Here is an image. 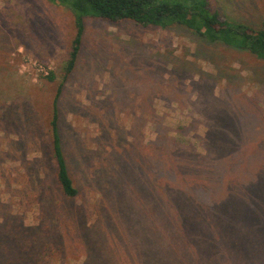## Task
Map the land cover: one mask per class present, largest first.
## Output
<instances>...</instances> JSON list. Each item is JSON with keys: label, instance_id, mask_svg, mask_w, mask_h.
Here are the masks:
<instances>
[{"label": "rangeland", "instance_id": "374dc122", "mask_svg": "<svg viewBox=\"0 0 264 264\" xmlns=\"http://www.w3.org/2000/svg\"><path fill=\"white\" fill-rule=\"evenodd\" d=\"M208 1L236 23L264 14ZM84 25L57 103L69 199L49 122L71 13L0 0V264H264V60L183 26Z\"/></svg>", "mask_w": 264, "mask_h": 264}, {"label": "trees", "instance_id": "16d2710c", "mask_svg": "<svg viewBox=\"0 0 264 264\" xmlns=\"http://www.w3.org/2000/svg\"><path fill=\"white\" fill-rule=\"evenodd\" d=\"M52 5L70 11L74 34L70 43L63 77L52 100L49 122L50 151L55 162V182L60 193L69 199L76 197L78 190L73 185L64 159L58 129L57 103L64 83L73 72L84 34L87 18L106 20L111 23L132 21L142 27L168 28L183 26L207 44H223L239 51H247L264 60V14L254 27L246 23L233 22L209 6L208 0H46ZM49 81L54 80L51 73ZM159 145H163L160 142ZM163 146L161 149H168ZM172 151L179 150H167ZM162 153V151H160ZM159 152L160 155H162ZM193 156V155H192ZM195 159V157H194ZM198 160V159H196ZM162 172V171H161Z\"/></svg>", "mask_w": 264, "mask_h": 264}]
</instances>
